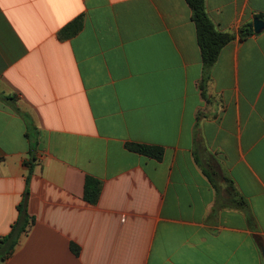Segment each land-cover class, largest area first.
I'll return each instance as SVG.
<instances>
[{
    "label": "crops",
    "instance_id": "1",
    "mask_svg": "<svg viewBox=\"0 0 264 264\" xmlns=\"http://www.w3.org/2000/svg\"><path fill=\"white\" fill-rule=\"evenodd\" d=\"M206 10L235 39L204 98L185 0H0V239L27 189L25 115L39 140L34 222L1 264H264V31L241 39L264 0Z\"/></svg>",
    "mask_w": 264,
    "mask_h": 264
},
{
    "label": "trees",
    "instance_id": "2",
    "mask_svg": "<svg viewBox=\"0 0 264 264\" xmlns=\"http://www.w3.org/2000/svg\"><path fill=\"white\" fill-rule=\"evenodd\" d=\"M191 9L192 21L196 27L197 44L199 45L201 58L203 63V77L201 81V89L203 91V97L206 98L205 92L207 84L210 80L209 72L217 62L221 50L235 37L228 33H222L217 30L214 23L211 21L206 10V0H185ZM84 27L83 17L75 19L73 22L66 25L58 34L60 40H68L78 35ZM254 35L253 24H247L241 29V39H247ZM25 124L27 126L26 137L30 144V160L25 163L29 167V173L27 176V189L23 196L22 202L18 206L19 218L13 225L11 232L0 239V264L12 256L14 253L21 237L26 234L33 224L34 219L27 214L26 208L24 207L30 193L29 184L33 173V152L38 147V136L34 134L33 122L28 115L24 116ZM128 150L135 154L143 155L156 161H161L164 157V149L157 146H147L141 144H128ZM101 194V184L99 181L93 178H87L85 182L84 200L85 202L96 205ZM71 250L75 255L80 254V248L71 244Z\"/></svg>",
    "mask_w": 264,
    "mask_h": 264
},
{
    "label": "water",
    "instance_id": "3",
    "mask_svg": "<svg viewBox=\"0 0 264 264\" xmlns=\"http://www.w3.org/2000/svg\"><path fill=\"white\" fill-rule=\"evenodd\" d=\"M253 29L255 34H260L262 31H264V20L255 18L253 21Z\"/></svg>",
    "mask_w": 264,
    "mask_h": 264
}]
</instances>
